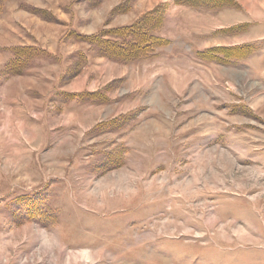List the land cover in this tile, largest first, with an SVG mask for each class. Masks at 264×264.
<instances>
[{
	"label": "rangeland",
	"instance_id": "374dc122",
	"mask_svg": "<svg viewBox=\"0 0 264 264\" xmlns=\"http://www.w3.org/2000/svg\"><path fill=\"white\" fill-rule=\"evenodd\" d=\"M21 1L0 0V264H264V0H233L213 17L170 4L174 50L146 73L163 64L195 78L154 77L155 92L136 97L122 82L129 99L74 110L158 111L154 134L141 135L154 142L149 151L133 147L137 121L123 131L61 124L66 95L111 75L142 79L78 40L107 31V11L120 0L93 10L94 0ZM72 22L90 35L68 31ZM231 26L230 36L205 35ZM213 44L248 47L228 66L190 69L191 50ZM72 147L74 158L54 160Z\"/></svg>",
	"mask_w": 264,
	"mask_h": 264
},
{
	"label": "crops",
	"instance_id": "0c3cea01",
	"mask_svg": "<svg viewBox=\"0 0 264 264\" xmlns=\"http://www.w3.org/2000/svg\"><path fill=\"white\" fill-rule=\"evenodd\" d=\"M107 0H99L98 3L91 2L93 5H97L95 7H92L91 10L96 9L98 7H103L104 4L106 3ZM27 1L22 0L21 3L24 4ZM87 4H89L88 2H86ZM172 4L175 7H182L185 9H189L191 11H196L199 13H206L208 14L210 17H213V12L211 10H207L204 9V7H200V8H196L193 7L191 5H187L184 3H180L178 2V0H120V2H118L117 4L113 5L110 7V9L107 11V18H115L118 16H122V15H126L129 14L131 12H134L137 10L138 5H149L151 6L150 8H148L146 11H143L139 14L138 17H136L135 19H133L131 22L129 23H125V24H118V25H110V20H108V23L106 24L108 30H104L102 28H100L99 30L102 32V37L104 39H115V37H113V35L110 33L112 30L114 29H118V28H122V27H126V26H130L136 22H138L141 18L147 16L148 15H153L156 14V10L157 8H160V11L162 12V22L161 24L154 30L153 34L161 39H163L166 44L165 46L160 47L158 50L156 49L155 52L147 57H141L138 59H132L131 61L129 60H123L118 58L119 56H114L112 55L109 51H103V50H98L97 47L95 45H92L91 43H89L88 41L79 38L78 40L80 41L79 43L81 44L82 42H85V44L88 45V47L90 49L96 48L99 52V56L96 57V59H105L107 62H110L112 65H117V66H124V67H130L134 72L136 73H140V71L142 70L144 72V74L142 73V79H137V80H132L129 77L123 75V73H121L120 75H111L109 76V78L107 79V81L105 82V84L97 89L94 90H88L87 91H82V92H77L74 93V95H66L68 97V101L66 102L67 104V112L65 113L64 117L65 119H69V121L65 122V121H61V124L66 126H71L72 128H81L84 131H89L90 129L93 128H97V127H103V128H111V127H116V129L122 130L123 131V127L124 125H126L128 122V120H133V121H137L135 122V132L133 133V147L136 150L142 149V150H154L155 146H154V142H151L149 139L147 142H144V140H141V137L145 135V133L149 134H154V130L155 128L158 127V125L155 122H152L151 119H156L157 118V114L159 113L158 111H152V110H143V111H136L135 109H131V110H127V111H121L119 113H113V112H103L102 114L99 113H82L83 117L78 116V112L79 111H74L75 109H78L80 107L83 106H110L112 104H115L117 102H120L122 100H126L129 99L130 96H126L123 98V95L118 91L117 89V85H121L122 82L123 84H127L129 87L131 86V90L134 88L135 91L134 93L132 92V94L134 95L133 97L136 96H140L143 94V89H151L153 90V84H152V80L154 79V77H156L157 79H159L160 83H170V81L174 82V83H179V81L186 83L187 81H190L191 79L193 80L195 78V74L194 76H192V73H190V71L188 70L187 72L184 73V71L182 72L183 75H181V73L179 72V69L173 70L169 67H164L163 64H158L160 65L158 68L156 67L153 72L150 73H146V69H148L149 67H155L156 62H158L160 59H163L164 56H169V51L168 48H172L175 47V45L173 44V42L177 41V38H175V41L170 38L166 31L167 30V26L169 27L168 23H167V18H168V14H167V8L168 6ZM211 13V14H209ZM72 17L73 20L76 21V18H82L79 14V12L72 10ZM218 14V12H217ZM76 23V22H75ZM75 23L70 24L69 29H77L78 30V34L81 37H88V35L83 31H81L80 27H79V23L77 27H75ZM75 25V26H74ZM234 26L231 27H217L215 30H212L210 32H208L207 34H205L206 36H210V37H221V33L224 34V37L230 36L229 33L227 32H223L226 30H230L231 28H233ZM98 30V31H99ZM64 32V31H63ZM61 33L59 37L63 36L64 33ZM100 32V33H101ZM77 42V41H76ZM20 45H26V44H20ZM78 45V44H77ZM82 45V44H81ZM95 46V47H94ZM234 45H220V44H213L212 46H207V47H203V48H195L193 50H191L192 55H187V59L188 61L186 62V64L189 63L190 69L197 71L200 67L202 66H219V65H224V66H228L230 64L227 63H220V62H214V61H204L201 59V57L197 56V52H201L210 48H216V47H231ZM24 47V46H22ZM29 47V46H28ZM81 47V46H80ZM81 49V48H80ZM174 50V48H172ZM160 51V52H158ZM81 52V51H80ZM51 53V52H50ZM82 56H84L82 54ZM191 56V58H190ZM86 58V63L90 64L89 66H92L94 64V62L91 63V61H89L90 58H88L85 55ZM167 63V62H166ZM168 66V65H166ZM186 66V65H185ZM188 69L189 67L186 66ZM84 72V71H83ZM135 76H137V74H135ZM134 78V77H133ZM196 78H198L196 76ZM122 79L124 81H122ZM156 80V79H155ZM164 85V84H163ZM133 87V88H132ZM116 92L115 95L113 96V92ZM155 91H152V94ZM131 94V95H132ZM101 102H99L98 104L93 102V101H89L86 100L85 98H91L94 99L95 97H98ZM144 102V101H143ZM142 102V103H143ZM134 108V107H133ZM160 113L162 114H167L166 111H161ZM90 118H92L93 120H89ZM87 119V120H86ZM137 123V124H136ZM57 124L60 125V121H57ZM134 126V125H133ZM133 128V127H132ZM148 131H146V129H148ZM131 130V129H130ZM142 132V133H141ZM137 135V136H135ZM142 135V136H141ZM143 139V138H142ZM144 146V147H143ZM142 147V148H140ZM146 148V149H145ZM73 151H75V149H73V147L71 149L68 150L67 153H65L66 151L64 150H60L58 151V153L54 156V160H61V159H67V158H74L75 154L73 153ZM48 157V156H47ZM46 157V158H47Z\"/></svg>",
	"mask_w": 264,
	"mask_h": 264
},
{
	"label": "trees",
	"instance_id": "16d2710c",
	"mask_svg": "<svg viewBox=\"0 0 264 264\" xmlns=\"http://www.w3.org/2000/svg\"><path fill=\"white\" fill-rule=\"evenodd\" d=\"M178 2L196 8L204 7V9L211 11H217L233 4V0H178ZM151 16H155V18L144 21L143 19L147 17L145 16L130 26L112 30L110 33L115 39H104L101 32L97 36L88 37L87 41L91 39V44L95 45L98 50L109 51L112 55H117L119 56L118 58L123 60L131 61L132 59L147 57L155 52L160 42L166 43L163 39L153 34L154 30L162 22V12L159 11L147 18ZM247 47L243 44L235 47L210 48L197 52V56L204 61L232 64L244 58L246 54H241V52ZM20 49H23V47ZM22 52L23 50H19L15 55H20Z\"/></svg>",
	"mask_w": 264,
	"mask_h": 264
}]
</instances>
